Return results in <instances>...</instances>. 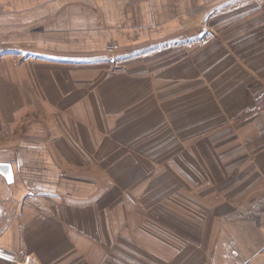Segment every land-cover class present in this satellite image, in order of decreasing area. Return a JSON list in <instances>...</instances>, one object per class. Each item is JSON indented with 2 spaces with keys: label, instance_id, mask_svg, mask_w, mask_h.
<instances>
[{
  "label": "crops",
  "instance_id": "crops-1",
  "mask_svg": "<svg viewBox=\"0 0 264 264\" xmlns=\"http://www.w3.org/2000/svg\"><path fill=\"white\" fill-rule=\"evenodd\" d=\"M263 91L264 0H0V264H264Z\"/></svg>",
  "mask_w": 264,
  "mask_h": 264
},
{
  "label": "water",
  "instance_id": "water-1",
  "mask_svg": "<svg viewBox=\"0 0 264 264\" xmlns=\"http://www.w3.org/2000/svg\"><path fill=\"white\" fill-rule=\"evenodd\" d=\"M0 174L3 175L9 183L14 181V171L11 163L0 162ZM9 176L11 179H9Z\"/></svg>",
  "mask_w": 264,
  "mask_h": 264
},
{
  "label": "built area",
  "instance_id": "built-area-1",
  "mask_svg": "<svg viewBox=\"0 0 264 264\" xmlns=\"http://www.w3.org/2000/svg\"><path fill=\"white\" fill-rule=\"evenodd\" d=\"M253 114L254 115H259V116H261L264 119V91L255 100ZM263 251H264V249H263Z\"/></svg>",
  "mask_w": 264,
  "mask_h": 264
},
{
  "label": "rangeland",
  "instance_id": "rangeland-1",
  "mask_svg": "<svg viewBox=\"0 0 264 264\" xmlns=\"http://www.w3.org/2000/svg\"><path fill=\"white\" fill-rule=\"evenodd\" d=\"M114 58V57H113ZM116 64L117 63H113L112 66H111V69H116Z\"/></svg>",
  "mask_w": 264,
  "mask_h": 264
},
{
  "label": "snow or ice",
  "instance_id": "snow-or-ice-1",
  "mask_svg": "<svg viewBox=\"0 0 264 264\" xmlns=\"http://www.w3.org/2000/svg\"><path fill=\"white\" fill-rule=\"evenodd\" d=\"M9 179H11V177L9 176Z\"/></svg>",
  "mask_w": 264,
  "mask_h": 264
}]
</instances>
